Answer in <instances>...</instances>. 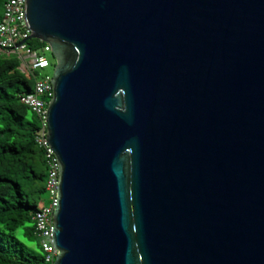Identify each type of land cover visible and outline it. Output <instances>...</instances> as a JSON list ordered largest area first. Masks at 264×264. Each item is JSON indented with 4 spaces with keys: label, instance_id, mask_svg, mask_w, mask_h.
Returning <instances> with one entry per match:
<instances>
[{
    "label": "water",
    "instance_id": "1",
    "mask_svg": "<svg viewBox=\"0 0 264 264\" xmlns=\"http://www.w3.org/2000/svg\"><path fill=\"white\" fill-rule=\"evenodd\" d=\"M24 16L54 57V264H264V0Z\"/></svg>",
    "mask_w": 264,
    "mask_h": 264
},
{
    "label": "trees",
    "instance_id": "2",
    "mask_svg": "<svg viewBox=\"0 0 264 264\" xmlns=\"http://www.w3.org/2000/svg\"><path fill=\"white\" fill-rule=\"evenodd\" d=\"M5 0H0V22ZM39 51L46 43L28 39ZM37 71L16 55L0 53V264H42L34 213L46 193L48 165L36 136L40 118L21 101L34 90Z\"/></svg>",
    "mask_w": 264,
    "mask_h": 264
},
{
    "label": "built area",
    "instance_id": "3",
    "mask_svg": "<svg viewBox=\"0 0 264 264\" xmlns=\"http://www.w3.org/2000/svg\"><path fill=\"white\" fill-rule=\"evenodd\" d=\"M25 0H5L3 18L0 22V53L14 54L21 61V68L26 72L34 73L50 66L51 61L44 55L51 53V48L46 44L39 51H35L27 44L31 30L25 23ZM52 77V76H51ZM51 77L37 76L34 90L21 95V101L28 105L40 118L41 128L36 136V141L45 151L48 165L46 181V204L40 205L35 211L33 219L40 250L43 257L42 264H54L58 249L53 242V213L57 206V193L59 184L58 161L47 142V107L53 95Z\"/></svg>",
    "mask_w": 264,
    "mask_h": 264
},
{
    "label": "rangeland",
    "instance_id": "4",
    "mask_svg": "<svg viewBox=\"0 0 264 264\" xmlns=\"http://www.w3.org/2000/svg\"><path fill=\"white\" fill-rule=\"evenodd\" d=\"M39 53H41V52L39 51ZM12 55H14V54H12ZM44 55L51 61V64L47 68H45L43 70H39L37 74L39 77H44V76L51 77L53 74V69H54V57L50 52H45ZM46 202H47V194L45 193L43 195L41 205L46 204Z\"/></svg>",
    "mask_w": 264,
    "mask_h": 264
}]
</instances>
